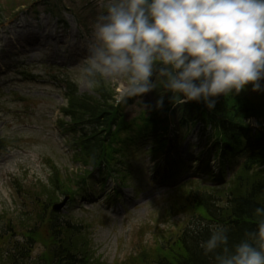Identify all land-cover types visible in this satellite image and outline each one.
<instances>
[{
	"label": "trees",
	"instance_id": "1",
	"mask_svg": "<svg viewBox=\"0 0 264 264\" xmlns=\"http://www.w3.org/2000/svg\"><path fill=\"white\" fill-rule=\"evenodd\" d=\"M87 77L93 94H80L73 80L64 79L66 102L62 112L69 122L60 121L64 130L72 132L74 160L86 168L65 176L56 172L49 179L52 191L47 197L32 195V200L38 201L35 211L0 222V264H100L90 250L88 224L65 218L51 206L61 195L69 194L73 202L90 181L91 166L98 167V173L105 177L114 175L119 186L126 185L132 174L129 155L143 141L152 145L147 150L151 159L165 158L163 179L175 177L187 167L173 153L197 124L204 130L209 128V153L218 160V173L209 166L207 155L191 160L199 163L195 173L160 197L155 218L172 219L181 213L188 216L187 220L179 227L177 221L172 227L157 223L147 226L134 248L138 257L131 252L128 264H215L214 255H204L199 247V242L210 235L209 225L227 227L230 245L256 229L254 209L264 207V129L259 126L252 130L245 120L263 115V108L254 107L259 104L257 100L233 93L215 97L212 109L203 101L176 104L157 78L156 103L127 118L124 106L129 99L117 101L103 78ZM170 126L174 145L167 147ZM5 144L0 138V150ZM147 232L154 238L153 245L143 242ZM38 245L42 248L33 255Z\"/></svg>",
	"mask_w": 264,
	"mask_h": 264
},
{
	"label": "rangeland",
	"instance_id": "2",
	"mask_svg": "<svg viewBox=\"0 0 264 264\" xmlns=\"http://www.w3.org/2000/svg\"><path fill=\"white\" fill-rule=\"evenodd\" d=\"M107 3L108 0H0V138L9 141L0 154V222L35 211L38 201L35 203L32 195L47 197L52 191L49 179L56 172L65 176L86 168L73 158L72 132L60 126V121L69 122L60 111L66 102L62 82L71 79L80 94H93L84 61L93 25L106 11ZM103 80L105 86L113 88L117 101L125 98L122 81ZM155 91L127 97L126 117L156 103ZM237 95L258 101L254 107L263 108V115L249 117L245 122L252 130L259 126L264 129V91L254 92L249 84ZM208 130L197 124L178 144L173 157L180 158L187 168H181L163 185L156 173L163 171L164 157L150 159L147 149L151 143L143 141L129 155L132 174L126 185L119 186L111 178L101 184L102 176L94 174L73 202L67 199L59 213L88 224L90 250L100 264H128V255L138 253L134 248L149 225L164 227L177 221L179 227L185 223L188 216L181 213L155 221L158 201L172 191L176 182L195 171L197 164L187 161L190 158L207 155L209 164L218 169L217 158L208 151L212 141L206 137ZM173 134L170 126L167 147L174 145ZM63 197L59 196L57 202ZM144 239V244H154L150 232ZM41 248L38 245L33 255Z\"/></svg>",
	"mask_w": 264,
	"mask_h": 264
},
{
	"label": "clouds",
	"instance_id": "3",
	"mask_svg": "<svg viewBox=\"0 0 264 264\" xmlns=\"http://www.w3.org/2000/svg\"><path fill=\"white\" fill-rule=\"evenodd\" d=\"M84 71L122 81V96L156 88L176 104L264 91V0H108L93 25ZM257 226L229 244L228 228L209 225L199 242L215 264H264V207ZM194 227V230H198Z\"/></svg>",
	"mask_w": 264,
	"mask_h": 264
},
{
	"label": "water",
	"instance_id": "4",
	"mask_svg": "<svg viewBox=\"0 0 264 264\" xmlns=\"http://www.w3.org/2000/svg\"><path fill=\"white\" fill-rule=\"evenodd\" d=\"M65 202H66V198L63 199L61 202L54 204L53 209L54 210H60L63 207V205L65 204Z\"/></svg>",
	"mask_w": 264,
	"mask_h": 264
}]
</instances>
